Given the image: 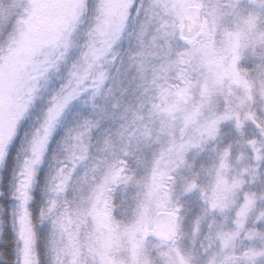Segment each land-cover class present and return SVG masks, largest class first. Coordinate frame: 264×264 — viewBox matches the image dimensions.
Here are the masks:
<instances>
[{"label":"snow or ice","instance_id":"6c2138e0","mask_svg":"<svg viewBox=\"0 0 264 264\" xmlns=\"http://www.w3.org/2000/svg\"><path fill=\"white\" fill-rule=\"evenodd\" d=\"M0 264H264V0H0Z\"/></svg>","mask_w":264,"mask_h":264}]
</instances>
